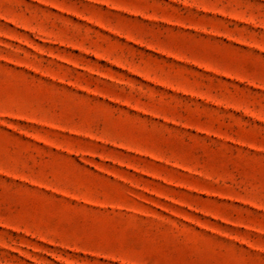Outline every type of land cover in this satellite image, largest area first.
Returning <instances> with one entry per match:
<instances>
[{
    "label": "rangeland",
    "instance_id": "374dc122",
    "mask_svg": "<svg viewBox=\"0 0 264 264\" xmlns=\"http://www.w3.org/2000/svg\"><path fill=\"white\" fill-rule=\"evenodd\" d=\"M0 264H264V0H0Z\"/></svg>",
    "mask_w": 264,
    "mask_h": 264
}]
</instances>
